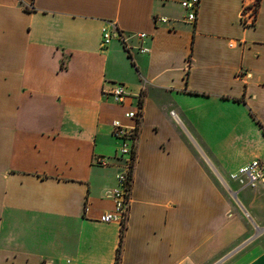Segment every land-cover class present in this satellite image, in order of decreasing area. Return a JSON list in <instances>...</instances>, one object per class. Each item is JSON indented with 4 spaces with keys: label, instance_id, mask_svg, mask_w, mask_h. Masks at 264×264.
<instances>
[{
    "label": "crops",
    "instance_id": "crops-1",
    "mask_svg": "<svg viewBox=\"0 0 264 264\" xmlns=\"http://www.w3.org/2000/svg\"><path fill=\"white\" fill-rule=\"evenodd\" d=\"M253 1L200 0L189 23L180 0H0V264H264V190L229 179L264 161V0L240 20ZM103 29L124 42L102 47ZM139 101L121 236L99 221L111 123Z\"/></svg>",
    "mask_w": 264,
    "mask_h": 264
},
{
    "label": "built area",
    "instance_id": "built-area-1",
    "mask_svg": "<svg viewBox=\"0 0 264 264\" xmlns=\"http://www.w3.org/2000/svg\"><path fill=\"white\" fill-rule=\"evenodd\" d=\"M180 6L183 10V19L186 22L194 23L200 6V0H180ZM258 3L254 0L251 3L243 4L240 13V20L245 26H252L255 20ZM155 23H165L167 18L157 17ZM139 38H144V33H138ZM124 42V38L116 30L103 29L101 35V46L106 47L111 40ZM139 53L146 54L147 48L140 47ZM114 102L123 103L129 96L123 85H114L106 94ZM141 102L139 101L134 109L124 113V117L131 121L130 126H124L118 120H114L112 125V137L120 141L117 157L116 186L112 190L113 210L103 213L99 221L102 223H116L124 228L128 207L130 202V190L132 186V174L136 162V145L138 138V125L141 119ZM96 164L99 166H109L110 161L107 158H96ZM229 179L240 182L243 186L258 187L264 190V161L255 159L229 174Z\"/></svg>",
    "mask_w": 264,
    "mask_h": 264
},
{
    "label": "trees",
    "instance_id": "trees-1",
    "mask_svg": "<svg viewBox=\"0 0 264 264\" xmlns=\"http://www.w3.org/2000/svg\"><path fill=\"white\" fill-rule=\"evenodd\" d=\"M122 235H123V229L121 230V236H122ZM120 242H121V240H120ZM118 250H119V249H118ZM114 264H118V260H116Z\"/></svg>",
    "mask_w": 264,
    "mask_h": 264
},
{
    "label": "rangeland",
    "instance_id": "rangeland-1",
    "mask_svg": "<svg viewBox=\"0 0 264 264\" xmlns=\"http://www.w3.org/2000/svg\"><path fill=\"white\" fill-rule=\"evenodd\" d=\"M254 229V228H253Z\"/></svg>",
    "mask_w": 264,
    "mask_h": 264
}]
</instances>
